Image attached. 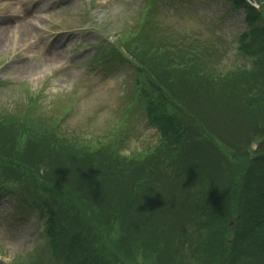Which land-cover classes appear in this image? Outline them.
I'll return each mask as SVG.
<instances>
[{"label": "trees", "instance_id": "obj_1", "mask_svg": "<svg viewBox=\"0 0 264 264\" xmlns=\"http://www.w3.org/2000/svg\"><path fill=\"white\" fill-rule=\"evenodd\" d=\"M146 1L113 50L136 63L154 143L123 154L116 127L61 133L67 105L42 111L30 92L0 111V198L47 227L14 264H264V0H230L248 28L227 66L213 44L166 35L161 0Z\"/></svg>", "mask_w": 264, "mask_h": 264}, {"label": "rangeland", "instance_id": "obj_2", "mask_svg": "<svg viewBox=\"0 0 264 264\" xmlns=\"http://www.w3.org/2000/svg\"><path fill=\"white\" fill-rule=\"evenodd\" d=\"M146 0H23L22 11L11 0H0V23L40 7L41 28L17 40L0 41V109L20 108L23 88L39 90L40 109L49 113L67 103L62 130L87 135L116 127L125 139L123 153L150 145L158 138L146 109L135 101V65L124 51L111 45L125 21H130ZM229 0H161L163 28L181 41L213 44L227 66L241 57L237 38L246 30V11L229 10ZM110 38L112 43L102 41ZM55 47H58L56 50ZM101 48L103 52H101ZM98 57L101 59L98 61ZM23 65L29 71H21ZM256 141H252L255 149ZM15 195L0 199V264H13L16 253L42 245L46 220L41 211L16 209Z\"/></svg>", "mask_w": 264, "mask_h": 264}, {"label": "bare ground", "instance_id": "obj_3", "mask_svg": "<svg viewBox=\"0 0 264 264\" xmlns=\"http://www.w3.org/2000/svg\"><path fill=\"white\" fill-rule=\"evenodd\" d=\"M11 1L17 3L16 5L20 10L23 9V3H20V1L22 2L23 0ZM40 9V7H35L32 11L30 9L24 10L21 18L17 17L15 14L5 18V20L0 23V41L6 40L8 37L20 40L23 38L24 34L41 28L40 24L43 21V16ZM55 48L58 50V47ZM20 70L29 71L30 69L27 65H23Z\"/></svg>", "mask_w": 264, "mask_h": 264}, {"label": "water", "instance_id": "obj_4", "mask_svg": "<svg viewBox=\"0 0 264 264\" xmlns=\"http://www.w3.org/2000/svg\"><path fill=\"white\" fill-rule=\"evenodd\" d=\"M251 1H253V2H254V0H251Z\"/></svg>", "mask_w": 264, "mask_h": 264}]
</instances>
